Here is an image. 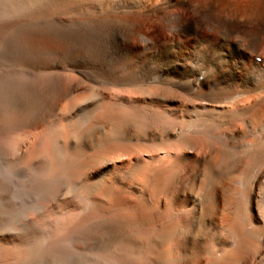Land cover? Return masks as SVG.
I'll list each match as a JSON object with an SVG mask.
<instances>
[{
  "label": "bare ground",
  "instance_id": "6f19581e",
  "mask_svg": "<svg viewBox=\"0 0 264 264\" xmlns=\"http://www.w3.org/2000/svg\"><path fill=\"white\" fill-rule=\"evenodd\" d=\"M2 7L0 264H264V0Z\"/></svg>",
  "mask_w": 264,
  "mask_h": 264
},
{
  "label": "rangeland",
  "instance_id": "374dc122",
  "mask_svg": "<svg viewBox=\"0 0 264 264\" xmlns=\"http://www.w3.org/2000/svg\"><path fill=\"white\" fill-rule=\"evenodd\" d=\"M4 7H2V8H0V22H2V20L4 19V17H5V14H6V9L4 8ZM3 9V10H2ZM5 10V11H4ZM4 11V12H3ZM2 14V15H1ZM4 14V15H3ZM1 16H2V18H1ZM11 36V35H10ZM9 37V36H8ZM2 40V41H1ZM7 38H6V36H5V31H4V29H3V27H0V61H5V59H7L6 57H7V45H8V43H7ZM3 44V45H2ZM6 48V49H5ZM258 59H259V57H257V61H258ZM11 63H12V66L13 65H16L17 67H20V65L22 66V65H24V60L21 58V57H19V56H13L12 58H11ZM4 67V64H0V69L1 68H3ZM50 70H55V69H50ZM30 171L31 170H27L26 171V173H25V176L28 178V179H31L32 177H33V173L31 174L30 173ZM29 175V176H28ZM32 175V176H31ZM1 176H3V175H1L0 174V186H1V184H3L4 182H5V177L3 176V177H1ZM2 178V179H1ZM4 179V180H3ZM2 181H4V182H2ZM47 209H50V208H47ZM47 209H44V210H42L41 212H39V213H36L35 215H33L30 219H29V223L27 222V225L26 224H24L23 226H21V227H19L18 229H16V230H14V231H10V232H6V231H2L1 230V228H0V245H3V244H8L9 242H10V240H13L14 238H24V237H26L25 235H29V233L30 232H32V233H34L35 232V229L37 228V227H39L41 224H42V222L44 221V219H47V218H49V215H50V210H47ZM47 212V213H46ZM39 214H41L40 216L41 217H39ZM46 215H48V216H46ZM36 217H39V218H36ZM46 217V218H45ZM35 219H36V221L38 222H34L35 221ZM32 222H33V224H32ZM34 225H35V227H34ZM35 229H34V228ZM28 228V229H27ZM34 229V230H33ZM26 230V231H25ZM23 231H25L26 232V234H24V232ZM34 231V232H33ZM17 232V233H16ZM23 232V233H22ZM4 233V234H3ZM20 234H22V235H20ZM31 234V233H30ZM21 237H20V236ZM4 238V239H3ZM2 242V243H1Z\"/></svg>",
  "mask_w": 264,
  "mask_h": 264
}]
</instances>
